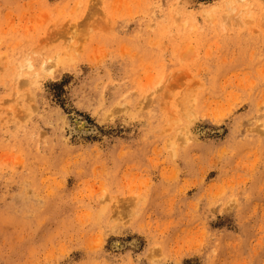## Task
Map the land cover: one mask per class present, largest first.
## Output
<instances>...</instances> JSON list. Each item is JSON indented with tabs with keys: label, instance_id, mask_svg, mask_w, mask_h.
Masks as SVG:
<instances>
[{
	"label": "rangeland",
	"instance_id": "374dc122",
	"mask_svg": "<svg viewBox=\"0 0 264 264\" xmlns=\"http://www.w3.org/2000/svg\"><path fill=\"white\" fill-rule=\"evenodd\" d=\"M0 264H264V0H0Z\"/></svg>",
	"mask_w": 264,
	"mask_h": 264
},
{
	"label": "bare ground",
	"instance_id": "6f19581e",
	"mask_svg": "<svg viewBox=\"0 0 264 264\" xmlns=\"http://www.w3.org/2000/svg\"><path fill=\"white\" fill-rule=\"evenodd\" d=\"M186 140H188V138Z\"/></svg>",
	"mask_w": 264,
	"mask_h": 264
}]
</instances>
